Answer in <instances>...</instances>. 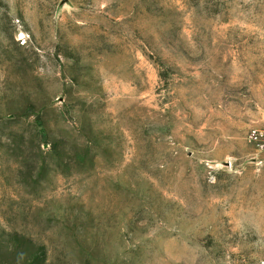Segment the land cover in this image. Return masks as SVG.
Masks as SVG:
<instances>
[{
    "label": "rangeland",
    "instance_id": "obj_1",
    "mask_svg": "<svg viewBox=\"0 0 264 264\" xmlns=\"http://www.w3.org/2000/svg\"><path fill=\"white\" fill-rule=\"evenodd\" d=\"M264 0H0V264L264 258Z\"/></svg>",
    "mask_w": 264,
    "mask_h": 264
},
{
    "label": "built area",
    "instance_id": "obj_2",
    "mask_svg": "<svg viewBox=\"0 0 264 264\" xmlns=\"http://www.w3.org/2000/svg\"><path fill=\"white\" fill-rule=\"evenodd\" d=\"M248 141L258 152L264 153V126L252 127L248 131ZM256 264H264V258L259 259Z\"/></svg>",
    "mask_w": 264,
    "mask_h": 264
}]
</instances>
